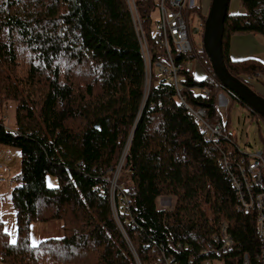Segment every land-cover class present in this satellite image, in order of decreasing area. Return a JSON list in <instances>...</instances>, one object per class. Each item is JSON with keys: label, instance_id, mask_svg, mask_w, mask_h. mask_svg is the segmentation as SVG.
Wrapping results in <instances>:
<instances>
[{"label": "trees", "instance_id": "1", "mask_svg": "<svg viewBox=\"0 0 264 264\" xmlns=\"http://www.w3.org/2000/svg\"><path fill=\"white\" fill-rule=\"evenodd\" d=\"M241 1L243 12L228 10L223 52L230 71L246 80L264 76V61L232 56L230 38L264 35V0ZM156 3L137 0L153 61L165 59L152 21ZM193 11L203 27L208 9L197 3ZM173 56L193 53L173 46ZM203 65V76L180 69L179 89L217 117L222 83L206 55ZM145 80L127 0H0V143L21 149L11 192L17 238L10 240L0 219L2 264H137L135 254L156 264L163 252L171 264H244L245 253L250 264H264L257 211L238 208L219 143L198 130L169 74L153 72L146 99ZM9 99L16 102L14 130L2 115ZM119 168L123 180L113 187ZM162 195L174 205L159 206ZM52 219L61 220L63 233L32 243L31 222ZM223 221L234 245L222 255L205 252Z\"/></svg>", "mask_w": 264, "mask_h": 264}, {"label": "built area", "instance_id": "2", "mask_svg": "<svg viewBox=\"0 0 264 264\" xmlns=\"http://www.w3.org/2000/svg\"><path fill=\"white\" fill-rule=\"evenodd\" d=\"M158 2L161 5L156 24L158 30L157 39L168 52V57H165L164 60L153 61L137 8H133L136 12L135 26L144 61L147 65V74L152 69V64L156 65L159 74H169L176 84L178 101L182 103L188 116L196 123L198 130L203 133L206 139L219 143V160L236 194L238 208L247 213L252 210L257 211L256 224L260 240L258 258L264 263V145L253 150L242 149L233 137L226 120L221 118L211 119L206 107L194 105L180 91L178 70L184 67L190 68L192 62L183 61L177 63L173 56V46L182 51L193 49L189 34L192 12H189V10L196 5V0H158ZM170 42L173 44H170ZM149 76L151 77L152 73L147 75L146 81ZM149 93L150 89L147 88L144 91L145 99ZM206 94L209 96L208 91H206ZM225 140L228 141L229 146L223 144ZM10 172L9 164L0 160V188L5 184L14 185L13 175ZM233 245L234 237L229 231L228 223L223 221L220 229L213 234L212 239L209 240L208 245L203 250L222 255L232 248ZM135 257L137 264H142L138 254H135ZM162 258L164 261L156 264H171V258L165 252H163ZM191 262H193L192 259ZM243 263L250 264L248 253L244 254ZM207 264L221 263L218 260H208Z\"/></svg>", "mask_w": 264, "mask_h": 264}, {"label": "rangeland", "instance_id": "3", "mask_svg": "<svg viewBox=\"0 0 264 264\" xmlns=\"http://www.w3.org/2000/svg\"><path fill=\"white\" fill-rule=\"evenodd\" d=\"M127 2L129 5V9L131 12L133 22L135 24L136 12L133 8H137V13L141 19L139 8L137 6V0H127ZM210 4H211V0H210ZM160 5L161 3L158 2L157 0L156 6L152 12V21H153L154 28H156V33L158 31L156 24L159 18ZM204 10H205L204 12H206V8ZM208 10H209V6H208ZM191 15H192V18H191V26H190L189 34H190L191 41L193 43V49L189 51H183V52L193 53V56L184 58L180 61H176L175 59V61L177 63H180L183 61H191L192 64L190 68L184 67L181 69H189V70H192L197 76H203L205 73V68L203 65L204 57L205 55L207 56L206 51L202 48V45H201L203 44L204 26L201 29H199L198 27L199 22H201V16L198 13L196 15V13H194L193 11ZM141 23H142V19H141ZM142 26L144 29L143 23H142ZM258 36H259L258 39L260 41H264V36L262 34H258ZM170 44H173V43L170 42ZM148 45H149V41H148ZM161 46L165 52L164 56L167 58L168 52L166 51L163 45ZM256 53L264 55V52L261 50H258V52ZM250 55L259 56L258 54H250ZM179 70H178V75H179ZM154 71L158 72V69L155 64H152V69L148 72V74L150 73L153 74ZM148 74H147V65H146V79H147ZM245 76H246L245 81L248 83L250 82L251 84L250 83L249 84L255 90H257L258 92L264 95V76H262L260 73L258 75L253 74V75H245ZM151 83H152V76L151 77L149 76L148 80L147 81L145 80V90L147 88L149 89L151 88ZM222 85L217 95V103H219L217 105H220V110L222 112V115L220 116L213 117L210 114L209 109L206 105L195 104L191 102L188 98L187 99L194 105H202L206 107L211 119L221 118V119L226 120L233 134V137L236 139V142L241 146L242 149L253 150V149L262 147L264 145V117L257 111H256L257 114H253L252 107L248 106L247 103L245 104L241 100H239L237 97H235L232 91L228 89L227 87H225L223 83ZM202 90H203V94L205 95V97L210 98V91L207 89V87L203 88ZM206 91H208L209 96H207ZM6 104L7 105L3 107V113H2V115L4 116L3 121H4L6 128L10 130H14L16 126V109H15L16 102L12 99H9ZM1 112L2 111H0V114ZM0 160L5 161L10 165V169H11L10 173L12 175L18 173L21 167V149L18 146L0 143ZM119 171H120V168L116 171V174L112 176L113 179L111 182H112L113 187H119L121 181L123 180L122 177L121 178L118 177ZM123 174L124 175L126 174L124 179H126L128 183L129 181V178L127 176L128 173L123 172ZM106 177L108 179L110 178V176H106ZM124 181L123 183H126ZM48 183L50 185H55L56 176L49 174ZM12 188L13 186H9L7 184L2 185V187L0 188V219L3 221V225L9 233L10 240L15 241L17 238V218H16L14 202L11 196ZM170 197H167L166 195L160 196L157 200L158 205L165 206V207H171L172 205H174L175 199L173 196H170ZM60 225H61L60 219H52L49 221H38V220L34 221L33 220L30 224L31 242L38 243L42 239H45L47 237L61 235L63 233V229L62 227H60ZM0 264H2V262H0Z\"/></svg>", "mask_w": 264, "mask_h": 264}, {"label": "water", "instance_id": "4", "mask_svg": "<svg viewBox=\"0 0 264 264\" xmlns=\"http://www.w3.org/2000/svg\"><path fill=\"white\" fill-rule=\"evenodd\" d=\"M230 0H211L204 22L203 47L218 79L264 117V95L234 75L224 58L223 37Z\"/></svg>", "mask_w": 264, "mask_h": 264}, {"label": "crops", "instance_id": "5", "mask_svg": "<svg viewBox=\"0 0 264 264\" xmlns=\"http://www.w3.org/2000/svg\"><path fill=\"white\" fill-rule=\"evenodd\" d=\"M199 3L202 6V11L204 12L205 8L208 9L210 4V0H197L196 4ZM229 11L233 13L243 12L244 7L241 0H230L229 3ZM198 12H196L197 15ZM199 14V13H198ZM200 15V14H199ZM199 29L202 28L200 23L198 24ZM258 34L261 33H254V32H235L230 38V53L232 56L240 57L250 54H258L260 58L264 61V55L256 53L258 50L264 52V41H260L258 39ZM263 35V34H262ZM264 36V35H263ZM219 104V103H217ZM218 111L220 115L222 112L220 110V105H218ZM170 197V195H166ZM171 198V197H170Z\"/></svg>", "mask_w": 264, "mask_h": 264}, {"label": "snow or ice", "instance_id": "6", "mask_svg": "<svg viewBox=\"0 0 264 264\" xmlns=\"http://www.w3.org/2000/svg\"><path fill=\"white\" fill-rule=\"evenodd\" d=\"M13 243H15V241H13Z\"/></svg>", "mask_w": 264, "mask_h": 264}]
</instances>
